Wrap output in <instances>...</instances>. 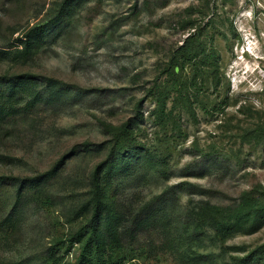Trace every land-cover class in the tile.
I'll use <instances>...</instances> for the list:
<instances>
[{
    "label": "rangeland",
    "instance_id": "rangeland-1",
    "mask_svg": "<svg viewBox=\"0 0 264 264\" xmlns=\"http://www.w3.org/2000/svg\"><path fill=\"white\" fill-rule=\"evenodd\" d=\"M240 197L264 204V0H0V264H264V224L201 214Z\"/></svg>",
    "mask_w": 264,
    "mask_h": 264
},
{
    "label": "trees",
    "instance_id": "trees-1",
    "mask_svg": "<svg viewBox=\"0 0 264 264\" xmlns=\"http://www.w3.org/2000/svg\"><path fill=\"white\" fill-rule=\"evenodd\" d=\"M121 150L122 147H120L117 153L120 154ZM134 155L138 156V153L135 150H129L128 156L130 157ZM106 162H108V160ZM99 175L100 168L98 167L95 169L93 177L97 194L100 192ZM201 214L205 216L207 221L209 220L210 225L219 234H225L228 229L233 228L237 230L247 228L248 232H252L264 224V204H253L250 199H246L245 197H240L236 206L233 208L232 213L226 215L224 218H218L214 216V214L212 215L205 207H202ZM94 242L95 241L91 240L84 243L81 249L82 257L78 264H92L93 257L103 259L104 253L94 245ZM103 260L107 264L111 262V259L108 258Z\"/></svg>",
    "mask_w": 264,
    "mask_h": 264
},
{
    "label": "bare ground",
    "instance_id": "bare-ground-1",
    "mask_svg": "<svg viewBox=\"0 0 264 264\" xmlns=\"http://www.w3.org/2000/svg\"><path fill=\"white\" fill-rule=\"evenodd\" d=\"M250 47H251V46H250ZM251 50H252V49H251ZM254 54H255V53H254ZM254 54H253V55H254ZM254 56H256V55H254Z\"/></svg>",
    "mask_w": 264,
    "mask_h": 264
}]
</instances>
